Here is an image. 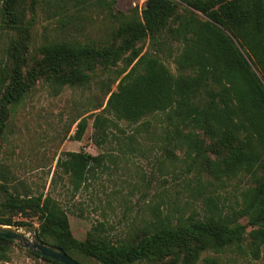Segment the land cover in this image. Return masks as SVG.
Returning a JSON list of instances; mask_svg holds the SVG:
<instances>
[{"label":"trees","instance_id":"obj_1","mask_svg":"<svg viewBox=\"0 0 264 264\" xmlns=\"http://www.w3.org/2000/svg\"><path fill=\"white\" fill-rule=\"evenodd\" d=\"M0 1V20L12 29L19 27V38L13 39L7 50L13 61L11 68L6 58H0V136L11 106L20 102L38 80L55 90L63 84L85 85L97 69L108 72L127 53V64L131 66L116 72V89L109 91L103 110L131 121L151 111L169 110L170 118L226 146L223 160L211 163L217 175L254 173L256 166L264 169V0H145L139 12L133 9L121 14L116 30L101 42L44 38L40 55L30 67L26 58L29 23L22 24L17 0ZM36 1L31 0V5ZM92 1L45 0L43 4L63 12L70 6L91 5ZM99 1L108 4L113 0ZM181 6L193 8L205 17L200 19L189 11L174 30L183 43L177 63L181 68H195L192 76H174L162 62L141 54L138 48L144 38L159 34ZM61 25L64 26L62 22ZM105 121L106 117L95 114V131L104 134ZM85 127L86 119L81 118L77 138ZM239 136L241 143L237 142ZM186 140L202 148L192 135L188 134ZM95 159L88 153L72 152L58 164L70 174L73 188L77 189L90 160ZM8 182L12 181L0 174V191L5 195L0 207L15 208L26 218L36 217L37 234L44 242L57 245L70 256L72 252L81 253L101 264L165 258L175 261L179 256L183 264H191L204 250L219 251L231 243L240 248L247 225L254 226L248 231L250 252L258 257L264 244V179L244 196L246 205L240 215L248 217L246 223H228L215 217L203 220L192 215L176 223L159 218L158 229L142 234L136 242L119 243H109L99 236L98 226L84 240L72 237L65 211L50 196L28 191L20 196L17 185L11 184L8 189ZM206 203L215 206L211 197ZM0 223L31 224L26 220L12 222L2 214ZM0 241L12 240L0 236ZM28 252L51 264H63Z\"/></svg>","mask_w":264,"mask_h":264},{"label":"rangeland","instance_id":"obj_2","mask_svg":"<svg viewBox=\"0 0 264 264\" xmlns=\"http://www.w3.org/2000/svg\"><path fill=\"white\" fill-rule=\"evenodd\" d=\"M144 1L113 0L104 4L93 0L91 5L78 4L60 12L43 4L45 0L33 5L31 0H17L22 24L29 23L28 67L39 57L44 38L101 42L116 30L121 14L133 9L139 12ZM189 11L205 19L193 8L181 6L159 34L138 43L141 54L158 59L174 76L195 73V68H181L177 63L183 43L174 30ZM8 25L0 20V58H6L10 69L13 61L7 50L12 40L19 38V27L17 30ZM127 59L126 53L108 72L97 69L85 85L63 84L55 90L40 79L11 106L0 136V174L12 181L5 183L7 188L17 185L20 196L24 191L50 196L65 211L71 235L78 240L86 239L98 226L97 234L109 243L136 242L142 234L160 227L159 218L176 223L192 215L203 220L215 217L228 223H246L248 217L240 215L246 205L244 196L263 181L264 169L256 166L254 173L217 175L211 163L223 160L226 146L170 118L169 110L151 111L134 121L103 110L109 91L116 89V72L131 66ZM98 113L107 118L104 134L93 126ZM81 118L86 119V127L77 138ZM188 134L201 149L189 144ZM241 140L239 136L237 142ZM72 152L96 158L90 160L77 189L70 174L58 164ZM207 197L214 200V207L206 203ZM4 198L0 191V201ZM0 214L12 222L30 221L36 231L39 227L36 217L26 218L15 208L0 207ZM253 227L246 226L240 248L231 243L219 251L204 250L191 264H264V244L258 257L249 250L248 231ZM71 256L82 264H101L81 253L72 252ZM182 259L179 256L175 261L165 258L134 264H183ZM0 264L51 263L15 242L0 241Z\"/></svg>","mask_w":264,"mask_h":264},{"label":"water","instance_id":"obj_3","mask_svg":"<svg viewBox=\"0 0 264 264\" xmlns=\"http://www.w3.org/2000/svg\"><path fill=\"white\" fill-rule=\"evenodd\" d=\"M0 236L14 241L29 251L63 264H82L57 245L44 242L39 238L32 224L19 228L15 225L0 223Z\"/></svg>","mask_w":264,"mask_h":264}]
</instances>
